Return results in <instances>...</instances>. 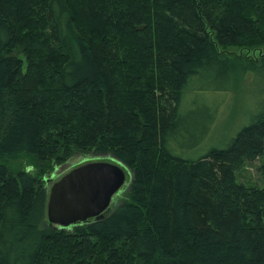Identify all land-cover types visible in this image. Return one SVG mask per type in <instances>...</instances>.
Returning a JSON list of instances; mask_svg holds the SVG:
<instances>
[{
	"label": "trees",
	"instance_id": "1",
	"mask_svg": "<svg viewBox=\"0 0 264 264\" xmlns=\"http://www.w3.org/2000/svg\"><path fill=\"white\" fill-rule=\"evenodd\" d=\"M22 26L48 69H35L40 43L14 53ZM262 45L264 0H0V264H70L94 254L91 238L128 245L123 263L102 243L105 264H264V185L237 181L264 154V53L226 52ZM248 73L253 118L188 159L215 120L205 96ZM73 150L130 179L123 201L66 228L47 220L43 177Z\"/></svg>",
	"mask_w": 264,
	"mask_h": 264
},
{
	"label": "rangeland",
	"instance_id": "2",
	"mask_svg": "<svg viewBox=\"0 0 264 264\" xmlns=\"http://www.w3.org/2000/svg\"><path fill=\"white\" fill-rule=\"evenodd\" d=\"M35 12V11H34ZM39 29L41 27H38ZM26 28L22 26L19 30L20 35L22 36V46L19 47L14 51L15 54H18L21 59H24V52L27 48L34 47L35 44L40 43L41 48L37 52L39 53L38 57L36 58V70L38 71H44L46 67L45 61H43L42 58H44V55L46 57L45 53V46L42 43L43 39L40 37L38 38V42L33 40L30 35L23 33V30ZM44 49V50H43ZM23 50V52H21ZM226 52L233 53V54H241L248 57H257L264 53V45L260 47H247V48H233L229 49ZM47 58V57H46ZM55 61L52 62L54 64ZM39 67V68H38ZM48 69V68H47ZM252 74L248 73L245 76V79L242 80L236 88L227 94L224 95H213L209 94L205 96V103L204 106L208 108V110H204L203 112V118L207 115L206 119V125L208 129V124L210 117L215 118L214 123L212 125L211 131L208 134L206 140L194 151L187 154L186 157L188 159H196L204 152L208 151L212 147H218L223 148L226 146V144L229 142V140L236 134L238 129L242 128L244 125L248 124L250 120L253 118L254 114L257 112L258 104L254 97L252 96L254 93L252 90V80H251ZM254 87V86H253ZM256 93V92H255ZM203 105V103H201ZM189 106V105H188ZM212 107V109H211ZM7 108V107H6ZM200 108V109H199ZM202 106L200 103H197V110L199 109V112L201 113ZM206 113V114H205ZM209 117V118H208ZM74 152L67 155V159L62 164H59L56 166L53 170H51L48 173H45L43 178L51 180H57L60 178L64 173L69 171L71 168L89 162V161H95V160H109V157L107 155H89L84 154L83 152L79 150H73ZM155 156V155H154ZM159 157L161 158V154L159 152ZM158 159V158H157ZM159 160V159H158ZM165 159H162L163 162H166ZM160 162V161H159ZM8 164L14 168V170L18 169H27L28 167L33 168L35 164L34 160L29 158H17L13 159V161H8ZM171 163H167L166 165H170ZM264 165V154L260 156L253 164L252 166H244L240 171L238 172V182L242 183L249 187H262L264 185V178L262 175V172H260L259 166ZM37 166V165H36ZM37 168V167H36ZM36 168L34 167V170L32 169V173H36ZM52 177V178H51ZM45 184L47 183L46 180ZM51 179V180H50ZM129 179H130V172L127 170L126 173V179H125V185L124 187L117 192L113 198L112 203L118 204L119 201H123L125 198L124 191L127 189L129 185ZM48 184V183H47ZM49 192V190L47 191ZM111 203V205H112ZM111 207V206H110ZM70 227V226H69ZM68 228V227H66ZM91 247L89 248L94 249V254H90L91 256H79L76 255L75 258H72L74 260L73 262H69L70 264H105L103 260H107V253L100 250L101 244L104 243L103 241H97L94 242V239L91 238ZM115 244L106 242L104 243L109 248H112V245L114 248L119 250L120 253V259L123 263L128 262L129 260H125L124 256L125 253L128 256L129 259V247L128 245L121 243V242H114ZM62 253V251L53 252L52 253V259L56 260L58 262V259H61L60 257L66 256L65 254L59 255ZM69 258H67L68 260ZM53 260V261H54ZM56 264L55 262L49 261L46 264ZM64 264H68L64 263Z\"/></svg>",
	"mask_w": 264,
	"mask_h": 264
},
{
	"label": "water",
	"instance_id": "3",
	"mask_svg": "<svg viewBox=\"0 0 264 264\" xmlns=\"http://www.w3.org/2000/svg\"><path fill=\"white\" fill-rule=\"evenodd\" d=\"M110 160L89 161L71 168L57 180L45 179L49 223L69 227L101 217L109 210L113 196L125 185L128 170L122 162Z\"/></svg>",
	"mask_w": 264,
	"mask_h": 264
}]
</instances>
